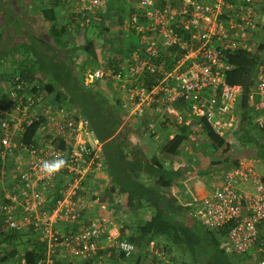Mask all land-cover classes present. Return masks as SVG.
<instances>
[{
	"label": "built area",
	"instance_id": "1",
	"mask_svg": "<svg viewBox=\"0 0 264 264\" xmlns=\"http://www.w3.org/2000/svg\"><path fill=\"white\" fill-rule=\"evenodd\" d=\"M71 1L80 28L108 9V0ZM121 2L126 5L118 27L124 49L119 43L117 47L131 51L127 56L120 53L112 63L107 59L86 81L110 79L125 94V107L138 118L146 111L172 116L189 126L193 139L198 124L189 119L203 118L216 134L230 139L239 120L234 109L241 87L225 81L232 68L227 55L254 53L264 46V0ZM31 88L14 74L5 91L7 100L0 99V158L12 155L20 169L15 193H0L2 228L28 230L35 236L45 249L37 264H55L58 254L77 259L72 264H112L114 259L119 264H140L141 252L120 236L111 217L96 216L81 223L89 207L84 195L99 200L101 190H89L85 184L101 168V143L85 129L72 104L63 107L45 91ZM248 105L255 113L253 124L264 130V51L255 67ZM33 125L27 144L24 135ZM148 128L155 132L152 123ZM59 161H63L59 167H45ZM252 164L226 173L222 183L203 196L193 215L209 228L227 227L222 243L226 252L264 264V162ZM59 179L64 183L59 199L50 205L46 191ZM61 227L64 230L59 231ZM146 254L145 264L169 262L156 244L150 243ZM136 258L141 259L136 262ZM11 260L9 264H26L22 252Z\"/></svg>",
	"mask_w": 264,
	"mask_h": 264
},
{
	"label": "trees",
	"instance_id": "2",
	"mask_svg": "<svg viewBox=\"0 0 264 264\" xmlns=\"http://www.w3.org/2000/svg\"><path fill=\"white\" fill-rule=\"evenodd\" d=\"M4 4L5 0H2V5L0 6ZM109 7L110 0H108V11L100 15L101 19L109 17ZM37 15L47 27L48 35L52 42L56 45L68 46L71 40L70 32L67 26H60L58 24L54 11L52 9H43L42 7ZM74 21L72 19L73 23H75ZM75 25L77 28L79 27L77 24ZM106 30V27H104L103 31ZM102 34L104 33L101 32ZM122 39L123 34L119 31L116 36L112 35L108 40L103 41L106 46H109V49L113 50L110 51L109 55L116 52V56H120V52H117L114 46H117L118 43L121 45ZM93 45L90 40L84 46L79 47V50L86 54L87 61H92L96 57ZM22 46L24 47L23 44H21ZM120 47L124 49L122 45ZM31 48L33 54L37 55L36 49L34 47ZM10 49L11 51L13 50L11 47ZM15 49L18 50V46ZM123 49H121V53H124L125 56L129 55L131 50L127 48L124 52ZM263 51L264 46H260L254 53L237 51L227 55V61L232 68L226 73L225 81L229 85L241 87V94L237 101L240 116L236 126V139L238 140L235 145L236 154L227 163L234 168L239 167L242 159L264 162V130L257 129L252 122V118L248 115L251 112L253 117L255 116V113L252 112L248 105V95L254 81L255 67L261 60V53ZM8 52L9 49L0 51V78L4 77L2 67L5 63V58H8L10 55H7ZM64 67L65 65H58L54 60L50 68L47 65L43 67L45 71L52 72L53 82L49 84H41L36 80L38 69L35 63L15 65L14 74L19 75L22 80L31 85V90L45 91L60 105L67 104L61 98L64 95V89H69L72 94L73 106L82 118L85 129L92 132L101 143V161L109 177V190L107 191L119 193L123 196L122 205L130 215L135 216L142 208L149 207L154 209V215L150 219L140 223L135 233H130L127 240L133 243L139 252H142L145 251L150 242L163 238L167 242L162 248L168 256V264H188L181 261L180 258L184 256L185 251L191 257V263L189 264H240V257L248 259V256L245 255L236 259L235 256L237 255L226 252L222 248V243L227 232L226 226L209 228L203 224L194 223L188 215H186L187 222L183 224L181 221L176 220L173 215L174 213H172L173 211L180 212L182 208L178 205L176 206L175 202L168 203L165 201L163 191L171 190L172 192H176L180 185L175 183L173 173H170L163 165L164 160L180 152L184 142L191 136L189 127L184 126V124L176 126L173 138L162 146L159 155L148 158L139 147L132 146L128 139V135L132 132V127L131 125L123 124L126 110L123 108L121 100L115 97L108 87L106 90L109 95L101 87L102 81H97V83L87 86L80 82V80V83L75 80L72 88H69L67 79H70V74L63 69ZM12 76H7L6 80L10 81ZM1 98L7 100L5 91L2 92L0 90ZM147 112L142 118L138 119L137 116L136 118L138 119L137 123H140V128L146 130L145 132L151 136L153 133L148 128L149 121L145 118L147 117ZM196 123L198 124L195 131L196 138H202L207 146H211L215 150L223 152V154L228 153L230 145L227 137L216 134L203 118L197 119ZM35 128L36 126L33 125L27 129L23 142L30 143ZM232 134L233 132L231 133V137ZM258 136L260 139H258ZM1 150L2 148H0V152ZM215 164L217 163H214L212 166ZM228 165L223 166V168H226ZM5 167L7 169V165L2 164L0 161V178L3 177V175L1 177V172ZM6 172L8 175L6 178L11 179L13 184L18 181L19 171L12 173L8 169ZM9 175L12 176L9 177ZM63 184V180L59 179L54 182V187L47 189V198L50 205L59 199L58 191L62 188ZM11 185L9 187H12L14 191V185ZM1 194L4 195L5 192L3 191ZM192 223L195 228L190 227ZM44 251V246L38 242L30 231L4 230L0 222L1 262L6 263L14 255L22 252L26 264H37L38 260L43 257Z\"/></svg>",
	"mask_w": 264,
	"mask_h": 264
},
{
	"label": "crops",
	"instance_id": "3",
	"mask_svg": "<svg viewBox=\"0 0 264 264\" xmlns=\"http://www.w3.org/2000/svg\"><path fill=\"white\" fill-rule=\"evenodd\" d=\"M45 2H46V6H43V9H52L54 11L56 18L58 19L57 22H60V20H64V17L62 15V9H63L62 5L61 4L59 6L56 5V3H59V0H47V1L45 0ZM40 9H42L41 5L38 6V11ZM58 9H60L61 11H59ZM4 11L5 10H2V12ZM70 13H71V9L69 10V15L66 16L67 18L70 17ZM4 14L5 12L2 13L1 15H4ZM25 14H26V17H23V19L31 20L29 23L32 27V30L30 29L31 31L30 33L28 32V27H27L28 24L26 21H22L23 19L17 20V18H15L14 16L5 15L6 21L4 23L0 21L1 30L5 32L6 30L9 31L11 29L10 34H5L3 36L4 38L0 39V43L2 41H6L5 43L6 45L1 46L2 48H0V51L4 49H9V52L7 53V55L8 54H10L11 56L17 55L19 51L15 48L21 44H23L24 48L26 50H29L30 51L29 53L31 54L32 52L31 47L37 48V45L34 46L29 41V38L33 42H37L40 40L39 41L40 44L44 45L41 42V39L37 36V34L42 32V30L44 29V26H45L44 22L40 20L37 14H35V17H34L33 15L30 14V11L28 10H26ZM90 24H91V20H90V23L87 25V27H89ZM77 33L75 34V29L73 28L72 33H70V35L72 34L71 37L73 36V39H74ZM30 34H31V37H30ZM76 38H78V36ZM91 42L94 44L93 47L95 49L94 51H95L96 60L95 59L92 61L88 60L86 64L87 65L94 64L95 61L100 59V55L102 56V54H103L102 56L103 58L101 59L100 63L102 64L105 63V61H107L106 57L108 56V54H110V51H113V50L109 49V46H106L104 42H102V45H101L102 47L100 49L96 46V43L93 40H91ZM70 44L71 42L68 44V46ZM10 47L13 49L12 51ZM114 47H116L115 50L117 52L121 53L120 47L119 48L117 46H114ZM44 49L48 50V48H44ZM58 49H61V48H58ZM80 53L83 54V51L80 50ZM113 55L116 57V54H112V56ZM18 62H17L18 64L16 65H20L23 63V61L20 62V60ZM4 65L2 67V70L4 69ZM97 68L98 67H96V69ZM95 81L93 83H97V81H102L101 87H103L105 91H107L106 88L110 86V84L108 83L106 79H97ZM109 82L114 87H116V85L111 80ZM86 84L87 86H89V83L87 81H86ZM6 87L5 88L2 87L3 89L1 88V91L2 92L5 91ZM120 93H121V97H118V98L121 100L122 106L126 110V115L124 116L123 124H126L128 126L131 125L132 127V132L128 135V139L130 140L132 146L139 147L143 151V153L146 155V157L148 158L159 155V152L162 146L173 138L176 126H179V124L177 123V120L173 118L172 116L163 117L159 115H153V114H150L148 111L147 117L145 118L147 119V121H149L148 123H152L155 126V132L152 134L153 136L152 135L149 136L145 132L146 130H143L142 128H140V123H137V120L139 118L137 117L138 118L137 119L136 116L132 114L131 110H129L128 107H125L126 106V96L123 92H120ZM50 99H53V98L50 97ZM61 106L64 107L65 105H61ZM181 113L182 114L184 113L186 115V113L182 111V108H181ZM189 120L192 125L196 123L195 119L193 120L189 119ZM184 126H187V125H184ZM214 150L215 148H212L211 146L210 147L207 146V144H205L202 138L199 139L198 137L197 138L195 137V139H193V135H191L189 139L186 142H184L180 152L177 155L170 156L168 158H165L164 160L165 162L163 165L168 169L170 173L171 172L173 173L174 178H175V183L180 185L176 192H172L171 190L163 191L165 201H167L168 203L175 202L176 206L178 205L182 208L180 212L173 211L172 213H174L173 215L176 218V220L181 221V223L183 224L187 222L186 215L190 216L194 223L202 224L197 219V217L193 215L194 208L198 205L200 200L203 198V196L208 191L214 189L215 187H218L222 183L224 175L228 173L231 169V168L216 169L215 165L212 166L214 164L213 163L214 160L212 159L211 156ZM253 162H256V161H252V160L245 161L244 160L242 162L240 161L239 164L241 166L251 165ZM100 163H101V168L99 169V171L95 173L94 176L89 177V179L87 180L85 184V187L88 188L89 190H93V188H95L96 190H101L99 200L95 201L93 198L90 197L88 193L84 195V198L88 202L89 207L82 215L81 223H86L87 220H89L90 218L96 217V216L111 217L112 221L116 224V226L120 228V231H119L120 236L122 238L127 239L130 233H135V230L140 225V223L150 219L154 215L155 211L153 208L148 207V208H142L138 212V214H136L135 216L130 215L129 212H127L126 208L122 205L123 196L120 195L119 193H115V192L113 193V192L107 191L109 190L108 189L109 177L107 175V172L104 168L102 161ZM252 165L256 168H258L259 166L258 163H254ZM7 170L8 168L6 169V167L3 169L2 171L3 178L5 175H7V172H6ZM7 183H9V185H11L12 183L11 186H13V182H11V179H9ZM190 227L195 228L193 223L190 225ZM60 230L61 231L64 230L63 227L59 228V231ZM101 240L103 241L104 237H102ZM150 243L156 244L157 246H162V245L164 246L167 244L165 240H161V239L154 240ZM146 248H145V251L141 252L142 261H140L141 258L140 259L136 258V262L140 261V264L146 263L145 262V260H147ZM60 255L61 254L57 255L55 259V264H72L73 262L77 260L74 257H70V256L68 257L66 255L60 256ZM174 256L176 257V255ZM180 258H181V261H184L185 263H188V264L191 263V259L185 260L184 256ZM117 261L118 260L114 259V261H111V263L119 264Z\"/></svg>",
	"mask_w": 264,
	"mask_h": 264
},
{
	"label": "rangeland",
	"instance_id": "4",
	"mask_svg": "<svg viewBox=\"0 0 264 264\" xmlns=\"http://www.w3.org/2000/svg\"><path fill=\"white\" fill-rule=\"evenodd\" d=\"M70 1L71 0H69V1L68 0H59V3H56V5L59 6L61 4L63 7L62 15L64 17V20H60V22H58V24L60 26H67V29L70 31V33H72L73 28L75 29V34L78 31V33H77V35H75L74 39H73V36L71 37V40H70L71 44L69 46L55 45V43L52 42L51 38L48 35L47 27L44 26V29L41 27L43 30H42V32L37 34V36L41 39V42L44 45L40 44V42H39L40 40L37 42H33L29 38V41L34 46L37 45V48H35L37 55L33 54V52H31V54H30L29 50H26L23 46L21 47V45H19L18 46L19 53L17 55H14V56L9 55L8 58H5V61H4L5 65H4V69L2 72L4 77L0 78V90L2 87L5 88L6 85L8 87L9 81L6 80V78H7V76H9V75L12 76L14 74L15 65L19 63L18 62L19 60H20V62L23 61L22 64H24V65L25 64H31V63L36 64V68L38 69L36 72V75H37L36 80L38 82H40L41 84H44V83L49 84V83L53 82V78L51 76L52 72L45 71L43 68L45 65H47L50 68V65L53 64V60L58 65L59 64L65 65V67L63 69L67 73L70 74V79H67V84L69 85V88H72V85L74 84L75 80L78 82L80 80V82H82L84 85H87L86 84L87 76L89 74H92V72L96 70V67H98L97 69L104 67V65L102 63H100L101 59L103 58L102 57L103 54H102V56L100 55V59L95 61L94 64L87 65L86 64L87 56L85 55L84 52H83V54L80 53L79 47H82L88 41L93 40L96 43V46L100 49L102 47L101 45H102V42L104 40H108L112 35L116 36L117 33H119L118 27H119L120 23L122 22L123 17L125 16L126 5H124L121 2V0H110L109 17H107L105 19H101V16H100L101 14L97 13L95 16H93L91 18V24L89 27H85V28H79L78 27L77 28L75 23L72 22V19H74V17H75V15H74V8H75L74 3L75 2L72 3V1L71 2ZM0 5H2V0H0ZM40 5H41V7L46 6L45 0H5V4L3 6H0V21H2L3 23L6 21L5 15L6 16H14L15 18H17V20H22L23 17H26V14H25L26 10L30 11V14L35 17V14H37V11H38V6H40ZM55 8H57V7H55ZM70 9H71L70 17L67 18L66 16L69 15ZM2 10H5L4 15H1L2 13H4V12H2ZM58 10L61 11L60 9H58ZM22 21L27 22L28 32L30 33L31 32L30 29L32 30V27L29 24L31 20L23 19ZM102 23H103V25H102ZM104 27H106V29H107L106 31H103ZM10 32H11V29L9 31L6 30L5 32L0 29V39L4 38L3 36L5 34H10ZM101 32L104 34L101 35ZM77 36H78V38H76ZM30 37H31V34H30ZM5 43H6V41H2L0 43V48H2L1 46L6 45ZM44 48H48V50H46ZM58 48H61V49H58ZM106 59H109L110 62L112 63V60L115 59V56L108 54ZM95 60H96V57H95ZM108 83L111 86V87L109 86V89H110L109 91L111 93H113L116 97H121V93H120L121 91L117 87H114L110 82H108ZM7 87H6V90H7ZM63 93H64V95L61 98V99H63L62 101L65 100V102L67 104L73 105L72 94L69 91V89L68 90L64 89ZM234 110H235L234 115L238 116V118H239L240 110L238 108V102L236 103ZM248 115H249V117L252 118V120H254L255 117H253L251 112H249ZM236 138H237V127L233 131L232 137L228 140V143L230 145V149H229L228 153L223 154V152H221V151H217V150L213 151V154L211 157L214 160L213 163H217V164H215L216 169H222L223 166L228 165L227 163H229V160L231 159V157L236 154L235 145L238 142V140ZM258 139H260L259 136H258ZM0 161L4 165L6 164L7 168L10 169L12 171V173H16L20 170L17 168V165H19L18 162H16L14 160L12 155H8L7 157H5L4 160H2L0 158ZM242 161H244V159H242L241 162ZM245 161H249V160H245ZM253 161H255V160H253ZM256 162H259V161H256ZM226 168L232 169L233 167L228 165ZM226 168H224V169H226ZM7 176L8 175H5L4 178L1 179L0 182H2V183H0V190H1V192L4 191L5 194H7V193L13 194L14 191L12 190V187H9V183H7L9 179L5 178ZM10 176H12V175H9V177ZM161 240H164V239L162 238ZM162 246H158V247L161 248ZM184 257H185V260L191 259L190 254L187 251H185ZM239 257L240 256H235L236 259H238ZM239 259H240V264H252L251 261L247 258L242 259L240 257ZM11 262H12V260H9L8 262H6V263L2 262L1 264H9Z\"/></svg>",
	"mask_w": 264,
	"mask_h": 264
},
{
	"label": "clouds",
	"instance_id": "5",
	"mask_svg": "<svg viewBox=\"0 0 264 264\" xmlns=\"http://www.w3.org/2000/svg\"><path fill=\"white\" fill-rule=\"evenodd\" d=\"M62 163H63V161L56 162V163H54L52 165L45 164V167L46 168H56V167H59Z\"/></svg>",
	"mask_w": 264,
	"mask_h": 264
}]
</instances>
